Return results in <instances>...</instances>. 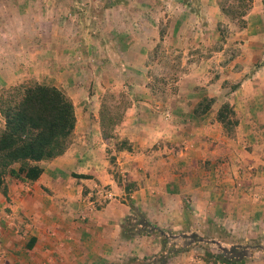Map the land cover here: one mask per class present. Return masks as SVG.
Instances as JSON below:
<instances>
[{
	"label": "crops",
	"instance_id": "1",
	"mask_svg": "<svg viewBox=\"0 0 264 264\" xmlns=\"http://www.w3.org/2000/svg\"><path fill=\"white\" fill-rule=\"evenodd\" d=\"M70 1L82 0H0V90L26 83L62 89L74 104L77 136L62 156L39 163L43 171L31 185L5 180L0 264H154L163 256L166 264H213L206 252L251 245L237 264H264L263 0L252 1L244 28L223 13L221 0H188L189 9L180 11L205 39L190 47H208L221 23L233 40L200 62L190 55L188 72L169 94L155 90L143 72L160 42L155 0H107L105 23L95 17L89 33ZM182 27L179 17L170 21L168 45L177 43ZM235 45L237 53L228 55L227 47ZM79 46L86 52L70 50ZM77 54L101 62L90 81L109 88L115 80L132 97L107 140L100 126L101 87L96 91L92 83L84 94L85 87L71 92L58 83L84 76L71 64ZM110 63L120 66L116 72L105 67ZM203 98L214 102L196 112ZM224 103L237 119L231 135L216 120ZM128 199L175 239V250L165 252L171 245L154 233L123 236ZM183 240L187 248L177 249Z\"/></svg>",
	"mask_w": 264,
	"mask_h": 264
},
{
	"label": "trees",
	"instance_id": "2",
	"mask_svg": "<svg viewBox=\"0 0 264 264\" xmlns=\"http://www.w3.org/2000/svg\"><path fill=\"white\" fill-rule=\"evenodd\" d=\"M246 4L247 2L243 5L241 3V7ZM220 6L223 13L231 20L242 19L239 28L245 27L246 23L243 18L250 9L251 0L238 18L228 6L222 3ZM2 93L0 94V115L4 120V127L0 128V191L4 193L7 178L26 188L40 177L43 170L39 163L52 161L69 149L73 141L76 117L74 104L70 97L55 86L26 83L14 86ZM213 102V99L203 98L197 104L196 112L198 110L205 112ZM105 109L101 107L100 126L102 138L107 140L113 136L112 131L119 121L116 122L112 114ZM216 120L227 131L237 125L235 112L228 103L219 107ZM128 202L131 214L124 220L123 236L131 238L154 233L161 238L162 244L171 245L167 250L165 247V252L175 250V239L168 237V233L150 224L144 213L137 209L129 199ZM191 239L194 242L198 241L197 237ZM186 248L184 240L182 245L177 247L179 250ZM233 252V248L230 251L222 250L219 254H211L208 251L205 260L212 261L213 264L216 262L237 264L239 256L234 255ZM229 253L233 256L229 257ZM167 258V256L160 257L154 264H166ZM139 264L144 263L139 262Z\"/></svg>",
	"mask_w": 264,
	"mask_h": 264
},
{
	"label": "rangeland",
	"instance_id": "3",
	"mask_svg": "<svg viewBox=\"0 0 264 264\" xmlns=\"http://www.w3.org/2000/svg\"><path fill=\"white\" fill-rule=\"evenodd\" d=\"M251 0V6H252ZM59 1L58 3H60ZM131 2V1H130ZM129 2V3H130ZM247 4L244 7H241L242 5ZM111 2H108L107 0H82L75 4V2L70 1V9L76 10L78 12L83 13V17L79 18L80 25L85 27L84 33H89L88 30H91V26L95 22H98V20L94 19L95 17L99 18L100 25L103 26L105 23L103 21V16L105 15V9L109 6ZM128 4V2H126ZM181 3H185L182 5ZM222 4H225L229 8L232 9V12L236 14V17L238 18L239 15L245 10V7L249 5V0H221ZM139 5L140 2H138ZM59 8H63V5ZM177 5L179 6L177 8ZM188 5V9L191 6L188 0H155V6L153 7V10H155V13L157 16H159L160 19V25H159V37L160 42L158 43L155 51L151 54V57L149 58V66L147 67V70L144 69V73L147 72V74L151 75V85L155 90H158L160 92L169 94L171 92H175L176 90V82L178 78L185 73L188 72L189 63L190 60L188 59L190 55H193L192 59L197 58L200 62V59L203 58L205 55L207 56L208 53L212 52V54L221 53L222 50L225 48V43L227 41L232 42L233 37L230 34L229 29L227 28V25L224 23H221L223 27H221V24L216 28V30L213 32V34L208 38V47H198L195 48V46L190 47L189 45L191 42H194L195 44L198 43L199 45L204 44L205 39L203 38L204 34L199 31V29L195 27H190V20L189 16L185 15L186 11H180L184 9V6ZM250 6V7H251ZM181 8V9H180ZM179 17L181 19V22L183 23V27L181 30V33L178 38L175 39L176 44H174L176 47H173L172 45H168V38H167V29L169 27L170 21L173 20V18ZM232 23H235L237 26H241V20L242 19H233L228 18ZM73 21V20H72ZM71 21V22H72ZM226 26V29H225ZM228 30V33H227ZM162 33V36H161ZM69 36L72 38L73 34L70 32ZM74 38V37H73ZM83 38V37H82ZM203 39V40H202ZM171 41H174V37L171 39ZM168 42V43H167ZM180 42V43H179ZM203 42V43H202ZM237 42V41H236ZM192 48V49H191ZM227 54L234 55L237 53V50H239V47L237 45L233 47H227ZM74 53L76 51L80 52L82 50L83 52H86V50L82 49V47H78L76 49L72 48L70 49ZM88 51H90L88 49ZM226 53V51H225ZM205 56V57H206ZM82 55L77 54L76 57H72L73 60H77L73 63H71L73 66L78 65L80 70L83 71L84 76L81 77V80L75 79L74 81H64V80H58V83L65 84L66 88L71 89V92L73 89H76L79 87L81 89L82 87H85L84 94L91 91L93 89L92 83L95 84V90L97 91L98 87H101V95H103L101 100V106L105 107V110H108L110 114L115 118V121H119L122 118L123 111L126 109V107L131 102V98L129 93H125L124 91H120V87L116 85L115 80L111 81L112 86H109V88H105L101 86V82H94L93 80L90 81L89 75H93L95 72L93 68H96L101 64L96 63V61H88L84 60V58H81ZM89 57V56H88ZM220 58V57H219ZM218 58V59H219ZM191 59V58H190ZM108 71L116 72L117 67H120L118 64L113 65L112 63L107 64L105 66ZM218 71L217 68H214V73L216 75V72ZM119 73V72H118ZM81 76V75H79ZM86 76V77H85ZM85 78V80H84ZM69 83V84H68ZM97 83V84H96ZM68 84V85H67ZM130 84V83H129ZM14 87V86H13ZM132 86H129V88ZM12 87L9 88H3L0 90V94L3 92L5 93L7 90H10ZM2 93V94H3ZM66 93V92H65ZM67 94V93H66ZM100 99V98H99ZM160 99H163L162 101L164 103H167V97L162 96ZM83 102L87 103V99L83 98ZM200 102V101H199ZM99 103L98 101L96 104ZM115 129V127H114ZM234 128L230 131L224 130L226 133L231 135ZM112 131V135H113ZM77 138L76 134L73 135V142ZM250 151H252V147H248ZM252 244H257L255 242H252ZM205 248H208L207 246ZM234 249V255H238L239 257L242 256V254L249 253L253 250V246H249V248L245 247H239V248H233ZM216 250V249H215ZM229 257H232L233 255L229 253ZM167 262V261H166ZM139 264V262H137Z\"/></svg>",
	"mask_w": 264,
	"mask_h": 264
}]
</instances>
